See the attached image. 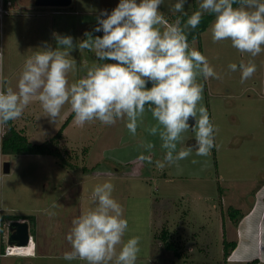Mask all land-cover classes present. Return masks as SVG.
<instances>
[{"label":"rangeland","instance_id":"1","mask_svg":"<svg viewBox=\"0 0 264 264\" xmlns=\"http://www.w3.org/2000/svg\"><path fill=\"white\" fill-rule=\"evenodd\" d=\"M176 2L163 0L160 6L169 22L177 14L199 10L200 0H186L184 11L177 13L173 10ZM118 3L73 0L67 7H51L37 6L34 0H14L2 20L5 89L17 90L24 63L42 50L38 47L45 42L56 47L53 33L70 35L74 42L81 40L97 26L101 11L110 13ZM210 25L202 33V48L198 40L189 44L222 76L199 81L204 84L203 104L218 128L217 147L211 154L203 157L193 152L178 165L157 168L155 162L163 160L164 150L159 137L145 131L156 123L147 111L135 136L125 121L106 126L96 120L81 126L73 116L58 144L65 162L51 154L1 153L3 161L11 163L10 172L0 174L3 214L34 215L30 232L40 254L3 256L0 264H85L63 259L71 251L66 237L72 220L94 206V187L105 181L114 185L112 195L124 208L128 230L123 239L140 238L136 264H223L224 239L238 243L227 264H247L254 258L264 264V52L252 58L234 49L230 41L213 43ZM70 55L77 65L68 75L69 83L99 63L93 51L76 49ZM249 59L257 70L241 83V73L230 71L228 65ZM71 113L66 104L52 122L33 98L14 123L30 141L42 143L60 130ZM148 141L155 145L150 153L140 147ZM191 141L194 133L189 131L178 149ZM141 155H151L153 162L142 161ZM231 206L243 211L238 222L229 214ZM164 230L171 240L180 241L184 256L177 257L165 248Z\"/></svg>","mask_w":264,"mask_h":264},{"label":"clouds","instance_id":"2","mask_svg":"<svg viewBox=\"0 0 264 264\" xmlns=\"http://www.w3.org/2000/svg\"><path fill=\"white\" fill-rule=\"evenodd\" d=\"M185 3L177 0L173 10L182 13ZM162 4L163 0H119L110 13L102 10L97 17L93 31H102V36L85 32L84 39L74 42L70 35L53 33L56 47L45 42L38 47L42 50L26 59L17 90L5 89L0 73V125L19 119L33 98L52 122L69 104L77 124L98 120L111 126L125 121L133 136L147 111L156 123L145 131L158 136L164 150L163 160L155 162L157 168L178 165L193 152L208 157L217 147L218 128L203 104L204 84L199 81L222 76L205 55L190 46L188 34L198 28L204 14L213 15V43L230 41L238 52L255 58L264 52V0H200L199 10L190 16L184 13L186 21L177 17L174 22L165 18ZM76 49L93 51L103 63H93L86 75L69 83L68 75L77 65L70 53ZM228 68L241 73V83L257 70L253 59L231 63ZM189 131L194 133L195 143L178 149ZM140 147L150 153L155 145L148 141ZM139 158L153 162L151 155ZM113 191L110 181L94 187V206L72 220L66 237L71 251L65 252L63 259H79L85 264H136L140 238L123 239L128 221Z\"/></svg>","mask_w":264,"mask_h":264},{"label":"trees","instance_id":"3","mask_svg":"<svg viewBox=\"0 0 264 264\" xmlns=\"http://www.w3.org/2000/svg\"><path fill=\"white\" fill-rule=\"evenodd\" d=\"M236 5H234L235 7ZM192 13H187V16H190ZM187 16L184 14H177L175 19L177 17H181L182 21H186ZM214 19L213 15L210 14H204L201 20L200 25L197 29L190 31L188 34V41L189 43L198 40L200 48H202L201 39H202V33L208 28L211 21ZM90 29L87 32L92 33L93 36H102L103 32H94L93 29ZM85 37L83 36V39ZM111 62V61H109ZM99 63H103L102 61H99ZM151 85H149L150 87ZM74 116V113L72 112L71 115L67 118V120L64 122L60 130L52 136L50 139L42 142V143H34L29 140L28 136L23 134L20 130H18L15 126L14 121H9L7 125L6 133L2 140V153L3 154H12V155H18V154H26V153H34V154H51L59 159H61L63 162H65L66 157L62 154V151L59 149L58 144L60 139L63 137V129L65 126L70 122L72 117ZM229 214L235 220L238 222L239 216L242 215V212L239 208H233L232 206L229 208ZM28 220L29 222H34L35 217L34 215L30 214H2L1 221H2V227L6 225L7 222L12 220ZM169 231L164 230L162 233L163 240L165 242V248L167 250H172L174 255L177 257H182L185 254V249L181 245L180 241L178 240H171L169 237ZM237 242L236 241H228L224 239V254H223V264H227V260L232 252V250L236 247ZM247 264H255L254 261L247 263Z\"/></svg>","mask_w":264,"mask_h":264},{"label":"built area","instance_id":"4","mask_svg":"<svg viewBox=\"0 0 264 264\" xmlns=\"http://www.w3.org/2000/svg\"><path fill=\"white\" fill-rule=\"evenodd\" d=\"M14 4V0H0V55H2V63H0V73H2L4 79V65H3V44H2V20L6 14L9 13L10 7ZM7 125H0V174L3 172V159L1 158L2 153V140L6 133ZM3 209L0 204V260L3 256H34L36 254V243L34 237L31 234V225L29 227V241L27 244H10L8 242L10 231L8 228L9 222L6 223V230L2 227L1 216ZM30 223V222H29Z\"/></svg>","mask_w":264,"mask_h":264},{"label":"water","instance_id":"5","mask_svg":"<svg viewBox=\"0 0 264 264\" xmlns=\"http://www.w3.org/2000/svg\"><path fill=\"white\" fill-rule=\"evenodd\" d=\"M73 0H34L37 6H51V7H67L72 3ZM194 123V121H190ZM194 141L190 142V145L194 144ZM11 170V163L5 160L3 163V172L8 173ZM29 227L30 223L28 220H12L9 222L8 228L10 231L9 240L10 244H27L29 241Z\"/></svg>","mask_w":264,"mask_h":264},{"label":"crops","instance_id":"6","mask_svg":"<svg viewBox=\"0 0 264 264\" xmlns=\"http://www.w3.org/2000/svg\"><path fill=\"white\" fill-rule=\"evenodd\" d=\"M238 208V207H237ZM240 209V208H239ZM241 210V209H240ZM241 212H242V215H241V217L240 218H242L243 217V211L241 210ZM239 221V220H238ZM228 241H232V240H228ZM233 241H236V240H233ZM237 242V241H236ZM35 243H36V241H35ZM238 244V243H237ZM236 247H237V245H236ZM235 247V248H236ZM234 248V249H235ZM233 249V250H234ZM232 250V251H233ZM232 253V252H231ZM39 254H40V249H39V247H38V244L36 243V254L34 255V256H16V257H37V256H39ZM252 261H254L255 262V264H257L258 263V261H259V259L258 258H254V259H252V260H250V261H248L247 263H250V262H252Z\"/></svg>","mask_w":264,"mask_h":264}]
</instances>
